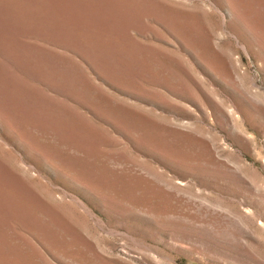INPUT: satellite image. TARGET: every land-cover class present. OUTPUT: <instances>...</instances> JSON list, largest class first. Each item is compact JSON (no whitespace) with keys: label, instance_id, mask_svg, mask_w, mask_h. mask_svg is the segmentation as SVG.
<instances>
[{"label":"rangeland","instance_id":"374dc122","mask_svg":"<svg viewBox=\"0 0 264 264\" xmlns=\"http://www.w3.org/2000/svg\"><path fill=\"white\" fill-rule=\"evenodd\" d=\"M0 264H264V0H0Z\"/></svg>","mask_w":264,"mask_h":264}]
</instances>
